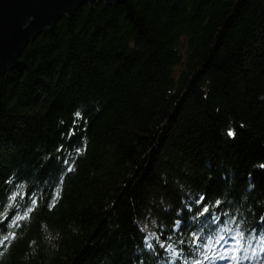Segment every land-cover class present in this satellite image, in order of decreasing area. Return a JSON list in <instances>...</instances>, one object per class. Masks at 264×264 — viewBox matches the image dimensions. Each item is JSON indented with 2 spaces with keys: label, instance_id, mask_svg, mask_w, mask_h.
Returning a JSON list of instances; mask_svg holds the SVG:
<instances>
[{
  "label": "trees",
  "instance_id": "1",
  "mask_svg": "<svg viewBox=\"0 0 264 264\" xmlns=\"http://www.w3.org/2000/svg\"><path fill=\"white\" fill-rule=\"evenodd\" d=\"M0 210V264H264V0H104L45 30L0 77Z\"/></svg>",
  "mask_w": 264,
  "mask_h": 264
},
{
  "label": "water",
  "instance_id": "2",
  "mask_svg": "<svg viewBox=\"0 0 264 264\" xmlns=\"http://www.w3.org/2000/svg\"><path fill=\"white\" fill-rule=\"evenodd\" d=\"M97 1L104 0H0V77L20 66L25 49L45 30ZM105 1L119 4L126 0Z\"/></svg>",
  "mask_w": 264,
  "mask_h": 264
},
{
  "label": "snow or ice",
  "instance_id": "3",
  "mask_svg": "<svg viewBox=\"0 0 264 264\" xmlns=\"http://www.w3.org/2000/svg\"><path fill=\"white\" fill-rule=\"evenodd\" d=\"M75 115H76L77 118H80V113H79V112H77ZM74 135H75V130H74V129H69V131H68V133H67V139L70 140V139L72 138V136H74ZM228 135L233 136L234 133H233L232 131H229ZM64 151H66V149L64 148L63 145H61V146H59V147L57 148V152H64ZM76 151H77V153H80V152H82V148L77 149ZM70 157H71V159H70ZM58 159H59V157H58ZM64 164H65V166H66V168H65V174H66L67 172H72V171H74L75 157H73L71 153H68V155H66V156L64 157ZM21 187H22V186H21ZM59 191H60V188L57 187V188H56V197L59 196ZM17 195H20V193L17 192L16 195H12V196H10V197H9V200H10L11 202H15V201H16V196H17ZM30 199H31V203L25 208V215H26L28 212L32 211V210H33V207H34L35 204H36V199H35L34 197H30ZM202 199H203V198L201 197V201H202ZM54 205H55V198H53V199L49 202V206H50V207H52V206H54ZM11 206H12V204H11V203H8V204H5V205H4V208L6 209V208H9V207H11ZM17 207H18V206H17ZM201 212H202V213H206V212H208V208L205 207L204 209L201 210ZM0 216H3L4 218H6V212H4L3 210H0ZM24 218H25V216H19V215H16V216L13 217V220L10 222V225L13 226V227H16V226H18L17 221H19V220H21V219H24ZM178 223H179V222H177V224H178ZM12 238H14V234L4 235V236L0 237V246H4V241H10ZM220 239H223V237H220ZM149 246H150V245H149Z\"/></svg>",
  "mask_w": 264,
  "mask_h": 264
}]
</instances>
